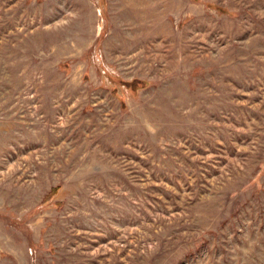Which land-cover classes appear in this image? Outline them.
I'll list each match as a JSON object with an SVG mask.
<instances>
[{
  "label": "rangeland",
  "instance_id": "rangeland-1",
  "mask_svg": "<svg viewBox=\"0 0 264 264\" xmlns=\"http://www.w3.org/2000/svg\"><path fill=\"white\" fill-rule=\"evenodd\" d=\"M0 264H264V0H0Z\"/></svg>",
  "mask_w": 264,
  "mask_h": 264
}]
</instances>
